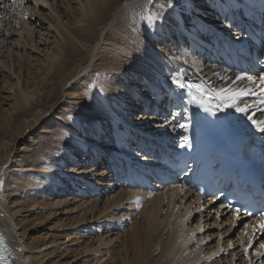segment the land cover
Instances as JSON below:
<instances>
[{
    "label": "rangeland",
    "instance_id": "1",
    "mask_svg": "<svg viewBox=\"0 0 264 264\" xmlns=\"http://www.w3.org/2000/svg\"><path fill=\"white\" fill-rule=\"evenodd\" d=\"M46 2L48 5L37 0H0V128L14 130L23 123L32 122L22 134L15 136L9 156L20 155L24 161L23 168L13 171L17 176L10 180L3 198L13 214L16 229L27 246L29 256L37 264H143L144 244L141 240L146 227L145 213L155 208L158 202V221L164 220L168 212L166 200H158L157 195L161 191L144 192L147 194L142 193L140 199L120 197L121 190H134L113 185L112 163L107 156L115 154L124 158V154L119 153L120 149L129 152L131 164L133 161L143 163L145 159L138 157L132 146L135 140L138 139L136 145H143L151 139L146 137L141 140L143 134L166 139L168 135L175 136L181 128L172 120V115L162 116L165 113L161 112L159 116H153L150 110L144 112L143 105L150 108L158 100L155 103L152 92L141 81L130 77L126 79L127 84L137 86L138 92L147 96L146 104L137 98L131 106L115 108L117 112L129 110L130 115L125 117L130 118L127 125L107 118L99 119L96 126H89L96 114L90 100L92 93L108 96L109 77L119 71L115 69L118 65L116 61L98 60L95 57L97 51L100 56L105 55L100 54L98 45L94 47L96 41L91 44L87 40L90 35L99 38L107 30H111V35L118 36L122 28L112 27L111 13L105 23L87 27L88 21L81 20L82 0ZM154 10L158 11V8ZM54 22L60 26L69 23L72 31L84 36L83 40L73 37L81 51L73 56L74 60L73 57L67 59L64 50L68 45L61 41L50 25ZM179 23L191 34L194 44L200 45L207 39L203 28L196 26L188 17L180 19ZM184 40L188 43L187 39ZM199 40V43L196 42ZM165 43H161L162 49L167 50L165 55L170 60L181 62L180 57L175 56L181 52L177 44L172 41L171 45ZM196 44L194 51L197 54L194 56L198 59ZM191 45L187 44L188 52L193 53ZM51 62H54L53 69ZM62 81L65 83L59 84ZM102 83L107 89L104 92H100L99 87H92ZM20 89L31 90L33 94L31 101L34 107L25 112L18 100ZM34 116L36 121H32ZM69 116L72 119H68ZM123 125L127 134L123 138L116 137V130L124 128ZM115 141H119L118 146ZM62 146L70 149L69 155L54 152L55 148ZM48 149H53L49 151V157L54 163L49 172L24 165L46 158ZM45 179L49 180L44 182ZM185 201L189 199L185 198ZM205 204L196 210L194 205L192 209L195 211L186 221V232L192 231L187 248L207 250L219 241L217 250L224 249L219 252L215 249L195 264H264V255L259 254L264 250L259 247L260 242L264 244V236L256 239V235H261L253 232L251 235H256L249 245L250 237L243 228L230 227V223L224 220L226 216L217 218V214L209 211L212 207ZM179 210L183 211L181 206ZM158 251L145 264H151L159 257ZM231 252L236 254L233 260ZM245 258L248 263L244 262Z\"/></svg>",
    "mask_w": 264,
    "mask_h": 264
},
{
    "label": "bare ground",
    "instance_id": "2",
    "mask_svg": "<svg viewBox=\"0 0 264 264\" xmlns=\"http://www.w3.org/2000/svg\"><path fill=\"white\" fill-rule=\"evenodd\" d=\"M37 1L48 5L46 0ZM142 3L143 0H82L81 2V20L84 19L88 21L87 27H94L98 24H103L113 15L112 27L122 28V32L120 31L121 34L118 36L111 35V30H107L101 33L99 38H94L90 35L87 40V42H90L91 44L96 41L94 43V47L98 45V49L101 48L100 54L105 55L100 56L98 54L99 51H97L95 57H98V60L109 59L116 61L118 65L115 69L119 71L116 73L114 72L115 74L113 73L114 75L109 77L110 89L108 91V96H104L100 93H92L90 100L92 103V110L96 114L94 117H92V124L89 126H96V122L100 121L99 119L107 118H109L110 121L112 119L120 120L122 124L125 123L127 125L130 122V118L126 119L125 117L130 115L128 113L129 110H127V112L119 111V113L116 111L117 109L115 110V108L122 107V105L131 106L134 104V101L137 98L141 99L142 104H146L147 96L140 94L138 92L137 86L132 87V85L127 84L126 79L130 77L133 78V80L138 79L141 81L143 83L142 85L146 86L148 91L152 92V94L155 96V103L159 99V96H161V94L164 92L165 95L169 97V99L172 101L174 99V102L171 103L173 106L176 104L177 107L186 106L187 112L185 113L184 110L181 109L178 115H182L184 112V121L186 124H188V127L184 129L182 134L184 136L191 137L193 134L194 127L192 123L194 121L195 113L190 104H188L185 99H180L178 97L182 89H177L174 85H172L170 79L171 75L176 71L183 69L185 72V79H189L194 84L204 82L211 84L214 87H225L229 85L235 79V75L217 63H207L205 59H197L193 53L188 52L189 49L187 44L189 45L191 43V50H194V45L196 43L194 44L193 39H190V37H192L191 34L180 26V19L188 17L192 20V22L196 23V26L200 25L203 28V34L205 33L207 35H204L207 39L201 41L200 45L196 44V51L198 52V55L202 53L210 54L216 47L222 48L228 45V43L232 42V31L236 29L235 22L239 17V12L237 9L238 6L231 3L230 0H174L173 7L166 11L163 22H157L154 26L149 27L148 22L140 18L143 15V9L140 7ZM239 3H241L242 6L240 9L245 11L249 20L252 17H260L264 22V0H239ZM102 5H104V7ZM155 7L156 0H154V4L150 5L149 8L151 11H155ZM110 13L111 16H109ZM50 25L55 28L56 33L62 39L61 41L65 42V45H68V48L64 50V52L67 53V59L68 57L71 58L74 55L81 53L80 49L75 43L76 40L74 38L83 40V35L81 36L80 33L72 31L70 29L69 23H62L60 26V24L54 22ZM262 30L264 34V28ZM184 39H187L188 43H185ZM98 41L100 42L98 43ZM162 41L166 42V45H171L173 43L177 44V47L181 49V52L175 56L178 58L180 57L179 59L182 60L181 62L170 60L165 55L167 50L162 49L164 48L161 46ZM170 41L173 43H170ZM261 52L264 55V46L261 48ZM51 63V67L53 69L54 62ZM63 65L65 66L66 64L64 63ZM223 77H228L229 79L226 80L223 79ZM63 83L65 82L62 81L59 84L63 85ZM241 85H243V87L246 86L245 80L235 82L236 87ZM18 93V100H20V105H23L24 112L28 111L29 108L34 107V104L31 101L33 96L31 90L20 89ZM261 98L264 97L257 95L246 96L242 98L243 102L245 103L257 105V108L250 109L248 113H237L234 109H228L225 112L220 113L226 118L231 128L238 130L240 133L246 135L250 139L263 141V133L258 131L247 119V116L252 113H255L256 119H264V112L258 111V109L264 108V105L259 103ZM40 113H38V115ZM35 119L36 116L32 117V121ZM31 123L32 122L29 121L23 123V126H17L14 128V130H9L3 127L0 128V179H2L4 182L3 185L0 186V233L4 235L9 249L11 250L10 254L13 256V264H37L29 256L27 246L22 241V237L19 236L18 230L16 229L17 223L13 218V214L9 211L7 203L3 198V194L9 187L10 180L15 179L17 176V173L13 171L17 168H23L22 164L24 162L20 155H17V157L16 155L9 156V152L11 151V147L15 141V136L22 134V131ZM113 126L116 127L115 124H113ZM126 132L128 131L126 126H124V128L116 130L115 136L123 138ZM138 132L141 134V130ZM182 134L180 133L179 137L182 136ZM136 142L138 144V139L135 140V143ZM92 146H94V144H92ZM52 150L53 149H48L47 152L45 151L47 159L43 158L40 160H35L32 163H25L24 165H30L36 169H42L44 173L49 172L54 164L50 162L51 157H49V151ZM69 151L70 149L63 146L60 149H54L56 154L60 153L64 154V156L69 155ZM119 151L120 154H124V158L116 157L115 154L108 156L106 155L107 158L111 159V173H113V170L119 172L125 169L127 165H131V162L128 160L130 155L129 152L127 153L120 149ZM9 161L10 165H7ZM57 171L59 172V169H57ZM48 180L49 179H45L44 182H47ZM52 180L55 181V178L52 177ZM142 193L144 195L147 194L139 190H121L120 194L118 195L120 197L125 196V198L128 199H140ZM180 194L181 197H179ZM157 196L160 202H162L164 199L166 200L168 212L164 220L158 221L160 203L157 202L155 208L150 209V211L145 213L144 217H146V222L144 226L146 227L144 228V226H142V229H144L141 240L144 244V249L142 251L143 256L141 258L143 264L147 263L152 258V255L158 250L160 251V255L154 259L151 264H195L200 259H204L207 255L215 252V249L217 252L222 249L219 248L217 250L219 241L215 243L214 247H209L207 250H188L187 248V243L190 241L192 231L189 233L186 232V221L189 219L190 214L193 213V211L204 205L203 199L201 197L194 195L184 186L180 185L165 188ZM185 198H188L189 201H185ZM178 200L179 202L175 204ZM208 203H206L205 206L211 205ZM194 205L195 210L192 209ZM175 206L176 209L174 210ZM180 206L182 207L183 211L179 210ZM209 211H213L217 215L220 213L221 216H226L224 220L230 223V227L233 225V222L227 213L219 212L215 206L209 208ZM228 229L230 230V228ZM243 230L246 231L245 233H247L249 237L253 233V229L251 228H244ZM263 236L264 232L262 233L261 237L256 235V239L262 238ZM261 244L263 243L260 242V248ZM227 246L229 247L230 245L228 244ZM233 253L234 252L229 253L231 260H233L235 258L234 256H236V254ZM244 262L248 263L246 258Z\"/></svg>",
    "mask_w": 264,
    "mask_h": 264
},
{
    "label": "snow or ice",
    "instance_id": "3",
    "mask_svg": "<svg viewBox=\"0 0 264 264\" xmlns=\"http://www.w3.org/2000/svg\"><path fill=\"white\" fill-rule=\"evenodd\" d=\"M174 0H156V7L158 11H151L149 6L154 4V0H143L140 7L143 9V15L140 17L142 20H146L149 27L154 26L157 22L162 23L166 11L173 7ZM172 85L177 89H188L186 95L188 97L187 103L195 105L197 108L202 109L205 113L210 114L215 117L220 112H225L228 109H234L237 113H248L250 109L257 108L255 104H248L243 102V97L246 96H261L264 97V74H260L258 77L247 75L246 73L237 74L235 79L229 85L225 87H214L211 84L200 82L191 84L185 80V72L183 69L176 71L170 77ZM223 79H229L228 77H223ZM247 80L249 84L245 87H236L235 82ZM92 87H99L100 92L106 91V85L93 84ZM87 95V93H85ZM259 103L264 105V98H261ZM258 111L264 112V108L258 109ZM185 112L187 109L185 108ZM72 119L71 116L67 117ZM247 119L252 123V125L261 133H264V119H256L255 113L249 114ZM179 128L185 129L188 124L182 123L178 125ZM182 143L179 147L181 148H191L192 143L188 136L182 137ZM3 180L0 179V186L3 185ZM264 215V213H262ZM247 227V226H246ZM259 230L264 232V220L259 223ZM203 231V229H200ZM255 232V230H254ZM255 235L253 236V239ZM252 241H249L251 245ZM261 248H264V244H261ZM247 251V249H245ZM11 250L5 243V239L2 234H0V264H11L9 260ZM6 253L8 255H6ZM264 255V252L259 253Z\"/></svg>",
    "mask_w": 264,
    "mask_h": 264
}]
</instances>
